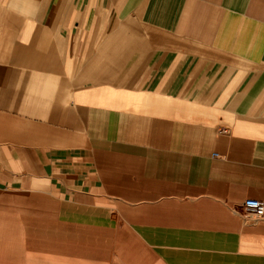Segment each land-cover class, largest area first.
I'll use <instances>...</instances> for the list:
<instances>
[{
  "label": "crops",
  "instance_id": "crops-1",
  "mask_svg": "<svg viewBox=\"0 0 264 264\" xmlns=\"http://www.w3.org/2000/svg\"><path fill=\"white\" fill-rule=\"evenodd\" d=\"M248 198L264 0H0V264H264Z\"/></svg>",
  "mask_w": 264,
  "mask_h": 264
},
{
  "label": "built area",
  "instance_id": "built-area-1",
  "mask_svg": "<svg viewBox=\"0 0 264 264\" xmlns=\"http://www.w3.org/2000/svg\"><path fill=\"white\" fill-rule=\"evenodd\" d=\"M242 214L246 218L264 220V201L254 198L246 199L242 205Z\"/></svg>",
  "mask_w": 264,
  "mask_h": 264
}]
</instances>
